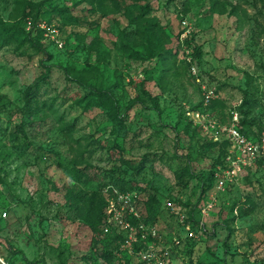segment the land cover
Listing matches in <instances>:
<instances>
[{
	"label": "rangeland",
	"instance_id": "obj_1",
	"mask_svg": "<svg viewBox=\"0 0 264 264\" xmlns=\"http://www.w3.org/2000/svg\"><path fill=\"white\" fill-rule=\"evenodd\" d=\"M0 33V264H264V158L230 130L263 138L264 0H0Z\"/></svg>",
	"mask_w": 264,
	"mask_h": 264
},
{
	"label": "trees",
	"instance_id": "obj_2",
	"mask_svg": "<svg viewBox=\"0 0 264 264\" xmlns=\"http://www.w3.org/2000/svg\"><path fill=\"white\" fill-rule=\"evenodd\" d=\"M143 13H145V12H143ZM159 28L162 29V31L160 32V36H159V42H160V48H161L160 51H159V56H160V58L162 60L166 61L170 56L174 55V51L169 46V43H170L171 39L173 38V33H172V30L169 31L166 28H162L160 25H158V23H151L149 28H148V32H154V33L158 34ZM179 35L180 34H178L177 37H179ZM9 38H10L9 35L6 36V35H4V33H0V41H2L1 42V46L6 45L7 42L9 41ZM187 42H188V39H187ZM195 48H196L197 51H200V47L196 46ZM47 78H48V75L46 74V75H44V77L41 78V80H46ZM91 89H93V88L91 87ZM246 116H247V112H245V117L241 121V126L242 127H240V130L245 135H249L247 127L250 125V121L247 119ZM72 128L73 127H69L70 130ZM85 141H86V143H83L82 141H79V145L83 148V150L80 153L81 157H83L85 153L93 154L95 152V150H98L96 148H99V146H96L93 149H91V146L93 144H95V143L96 144L99 143V141L89 140L88 138L85 139ZM221 143L225 147H228L229 144H230V141H229V139H224V140L221 141ZM100 147H102V146H100ZM115 147H119V146L115 145L114 148ZM102 148H104V147H102ZM149 155L144 157L137 164H136V162L133 163V160H131V159H122V164L125 163V164H127V165L139 170L140 168H143V167L147 166V162L150 160V157H148ZM85 168H86L87 174L91 178V180H101L103 186H107V185H109V181H108L107 178L110 177L113 180L115 186L120 187L123 191L127 190L128 180L125 177V174H127L125 171H122L121 175L117 176V175H115L116 174L115 169H111V170L103 169V168H99L98 165H95V166L86 165ZM92 169H97V171L95 173L91 174L93 172ZM209 172H210V173H208L209 175L205 179V180H208V181H206L205 184H204L203 192H205V190L208 187L212 186V183H213V181L215 179V171H214V169L212 168ZM112 191H113V189H112ZM169 201L174 202L176 205L183 204L182 200L177 199V198H175V199L170 198ZM248 202H249L250 205L246 209L244 207L240 208L241 215H248L251 211L255 210L257 204L254 202V200L252 198H249ZM191 212H192L191 210L187 211L189 216H190ZM98 216H99L100 223L105 222L106 213L103 212L102 209L98 212ZM190 219H192V217ZM185 264H203V263H200V262H197V263L188 262V263H185Z\"/></svg>",
	"mask_w": 264,
	"mask_h": 264
},
{
	"label": "built area",
	"instance_id": "obj_3",
	"mask_svg": "<svg viewBox=\"0 0 264 264\" xmlns=\"http://www.w3.org/2000/svg\"><path fill=\"white\" fill-rule=\"evenodd\" d=\"M232 132V136L234 138V145L237 148L238 153L245 155L249 159H255L258 157H263L264 158V133H263V138L261 141H255L249 139L244 133L240 131V129L236 127L230 128ZM250 161V160H249ZM216 202L215 200H209L206 205L203 207V212L204 215H209L211 210L214 208ZM169 209L171 210L172 213L178 215V218L181 222H184L188 218V214L185 212L180 211L176 204L172 201H169L168 203ZM190 235L194 236L195 232L190 229ZM163 252V253H161ZM158 253V250H152L148 255H147V260L150 263L154 264H170V261L168 260V255L169 252L166 251H161ZM5 264V263H4Z\"/></svg>",
	"mask_w": 264,
	"mask_h": 264
}]
</instances>
